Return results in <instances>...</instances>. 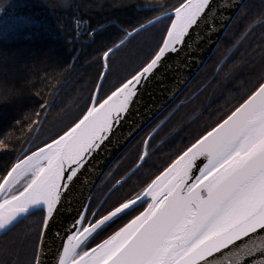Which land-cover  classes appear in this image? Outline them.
Returning a JSON list of instances; mask_svg holds the SVG:
<instances>
[{
  "label": "snow or ice",
  "instance_id": "obj_1",
  "mask_svg": "<svg viewBox=\"0 0 264 264\" xmlns=\"http://www.w3.org/2000/svg\"><path fill=\"white\" fill-rule=\"evenodd\" d=\"M210 3L183 0L170 11L164 10L163 4L144 6L147 11L159 9V15L131 31L124 30V38L104 51V68L109 54L134 33L170 19L157 50L138 71L99 100L98 84L91 104L75 123L11 166L0 180V231L10 230L34 210L46 212L42 228H47L85 158L128 112L142 82L161 66L166 54L177 52L184 44ZM33 23L26 16L0 19V35L7 37ZM194 167L198 174L193 173ZM138 202L147 207L106 239L86 247L93 233L134 210ZM81 220L83 217L76 224ZM51 258L55 264H264V80L140 194L119 203L94 223L72 231ZM32 264H44L39 245Z\"/></svg>",
  "mask_w": 264,
  "mask_h": 264
},
{
  "label": "trees",
  "instance_id": "obj_2",
  "mask_svg": "<svg viewBox=\"0 0 264 264\" xmlns=\"http://www.w3.org/2000/svg\"><path fill=\"white\" fill-rule=\"evenodd\" d=\"M181 2L183 0H0V8L4 9L0 19L26 16L34 21L7 37L0 35V141H3L0 180L17 160L61 135L83 115L103 71L104 51L124 38V30L131 31L159 15V9L147 11L144 6L163 4L164 10L170 11ZM261 18H264V0H247L191 82L196 81L197 86L187 85L121 152L110 167L111 170L119 166L113 182L130 173L141 157L147 136L178 100L190 96L214 76L197 99L181 105L150 138L147 158L114 189L97 218L140 194L179 154L264 80V20ZM254 20L261 22L253 23ZM170 22V19H162L142 30L109 57L98 100L150 59ZM186 93L188 96H184ZM207 103L206 116L204 113L195 116ZM182 125L180 131L173 133ZM169 134L172 135L154 149ZM113 182L103 190L101 185L96 188L90 209ZM145 205L109 222L87 240L86 247L107 238ZM43 217V211H36L0 237V264H32Z\"/></svg>",
  "mask_w": 264,
  "mask_h": 264
},
{
  "label": "water",
  "instance_id": "obj_3",
  "mask_svg": "<svg viewBox=\"0 0 264 264\" xmlns=\"http://www.w3.org/2000/svg\"><path fill=\"white\" fill-rule=\"evenodd\" d=\"M246 1L247 0H211L208 9H206L205 13L198 19L197 24L189 30L185 37L184 44L179 46L177 52L167 53L161 66L154 70V73L151 74L146 81L142 82L137 96L130 105L128 112L122 115L120 122L114 125L112 132L107 135V138L101 143L100 147L85 158L83 166L79 168L77 175L69 182V189L58 203L57 212L54 213L53 217L49 218L47 228H41L43 238H41L40 232L38 245L42 250L44 264H55L51 258V253L56 251L58 245L67 241V236L70 235L72 231L80 229L81 225H84V220L94 191L104 174L130 142L169 107L201 71ZM136 34L137 33H134L129 37L123 45ZM118 49L110 53L109 57ZM102 63V72L104 75L103 77L100 76L97 83V85H100V88L108 71V67L107 69L104 68L103 59ZM99 92L97 93V100L99 98ZM94 93H96V88ZM166 120L167 118L164 119L156 129L161 127ZM33 151H36V149ZM31 152L26 155H29ZM145 152L144 150L142 154ZM24 156L20 159H23ZM145 159L146 156L143 161L139 160L128 175L137 170ZM201 160H203L202 157L196 161V164L200 165ZM164 169L161 172H163ZM160 173L158 175H160ZM193 173L198 174L195 167L193 168ZM68 174L67 172L65 173V175ZM128 175L122 180H125ZM122 180L116 185H120ZM20 184H23V180H21ZM13 187L19 188L20 185H14ZM142 204L144 203L138 202V206ZM145 207H147V204ZM143 209L141 211H143ZM36 211L41 210H34L32 213ZM43 212L45 216L46 212ZM81 217H83L81 224H76V221L80 220ZM22 219H24V217H21L14 225ZM121 227H123V225ZM7 231H0V237ZM94 234L95 233L89 238Z\"/></svg>",
  "mask_w": 264,
  "mask_h": 264
},
{
  "label": "flooded vegetation",
  "instance_id": "obj_4",
  "mask_svg": "<svg viewBox=\"0 0 264 264\" xmlns=\"http://www.w3.org/2000/svg\"><path fill=\"white\" fill-rule=\"evenodd\" d=\"M230 53V52H229ZM229 53L227 54V55H229ZM226 59V58H225ZM224 59V60H225ZM224 60L222 61V63L224 62ZM221 63V64H222ZM220 68V66L218 67V69ZM218 69L216 70V71H218ZM197 76V75H196ZM213 78H214V76H213ZM213 78H211V79H209V80H207L206 82H204L198 89H196L190 96H188V92L186 93V95H184V96H188V97H186V98H181L180 100H178V102L175 104V106H174V108L164 117V119H166L167 118V120L164 122V124L170 119V117L174 114V112L181 106V105H184V104H187L189 101H193V100H195V99H197L198 97H199V95H200V92L202 91V90H204V88H206L207 87V85L211 82V80L213 79ZM194 80V79H193ZM192 80V81H193ZM191 81V82H192ZM191 85L194 87V86H197V84H196V81L195 82H193V83H191ZM192 86H191V88H192ZM191 88H190V90H191ZM189 90V91H190ZM183 92V91H182ZM181 92V93H182ZM180 93V94H181ZM178 98V97H177ZM176 98V99H177ZM175 99V100H176ZM208 103L206 104V106L204 107V109L202 110H197L196 111V113H195V116H197V115H199L200 113L201 114H203L204 113V115L206 116V114H207V112H208V109H207V107H208ZM168 108V107H167ZM166 110V109H165ZM202 111V112H201ZM163 119V120H164ZM163 120H161V122L152 130V132L147 136V138H146V140H145V142H144V146H143V151L145 150L146 152H147V155H148V151H147V145H148V142H149V140H150V138L164 125H162L161 127H159L158 129H156L161 123H162V121ZM182 127H184L183 125L182 126H180V127H178L173 133H175L176 131L178 132V131H180V129H182ZM170 135H172V134H169L168 136H166L165 138H162L155 146H154V149H157L159 146H161L165 141H166V139H168V137L170 136ZM143 151H142V153H143ZM142 155V154H141ZM147 155H146V158H147ZM140 160V159H139ZM137 164V163H136ZM135 164V165H136ZM143 164V163H142ZM141 164V165H142ZM134 165V166H135ZM118 166V165H117ZM117 166H116V168H117ZM133 166V167H134ZM119 167V166H118ZM116 168H113V169H111L110 170V168L108 169V171L104 174V176L106 175V177L104 178V176L102 177V179L100 180V182H99V184L97 185V187L99 186V185H101V190H103L105 187H106V185L107 184H110L111 182H113V180L115 179V177H116V175H115V173H116ZM136 171V170H135ZM134 171V172H135ZM123 178H120L118 181H120V180H122ZM118 181H116V182H113V184H112V186H110V188H108V190L107 191H104V193L105 194H103V196L100 198V197H98V198H100V200L99 201H97L96 203H95V205H94V207H91V209H90V206L88 207V210H87V214H86V217H85V220H84V225L85 224H87L89 221H91V222H94L96 219H98L97 218V215L100 213V211H101V209H102V206H103V203L106 201V199L112 194V192L114 191V189L117 187V182ZM124 181L125 180H122L121 181V184L120 185H122L123 183H124ZM119 186V185H118ZM96 187V188H97ZM96 190V189H95ZM94 195H95V191H94V194H93V197H94ZM90 205V204H89ZM91 210V211H90ZM93 213H95V215H93ZM89 214V215H88ZM107 214V213H106ZM106 214H104V215H106ZM114 219H116V218H114ZM113 219V220H114ZM111 222V221H110ZM108 224V223H107ZM98 232V231H97Z\"/></svg>",
  "mask_w": 264,
  "mask_h": 264
},
{
  "label": "rangeland",
  "instance_id": "obj_5",
  "mask_svg": "<svg viewBox=\"0 0 264 264\" xmlns=\"http://www.w3.org/2000/svg\"><path fill=\"white\" fill-rule=\"evenodd\" d=\"M108 72V71H107Z\"/></svg>",
  "mask_w": 264,
  "mask_h": 264
}]
</instances>
